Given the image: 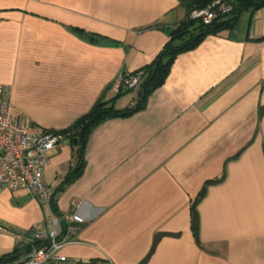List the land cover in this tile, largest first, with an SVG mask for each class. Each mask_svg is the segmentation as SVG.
<instances>
[{
  "label": "crops",
  "instance_id": "crops-1",
  "mask_svg": "<svg viewBox=\"0 0 264 264\" xmlns=\"http://www.w3.org/2000/svg\"><path fill=\"white\" fill-rule=\"evenodd\" d=\"M183 18L177 0H0V85L12 114L68 134L97 101L115 99L120 74L154 60ZM133 91L113 108L132 106ZM68 135L43 172L58 213L78 205L85 221L62 255L264 264V8L179 54L142 110L95 127L79 177L65 184L77 165ZM49 214L25 191H0V257Z\"/></svg>",
  "mask_w": 264,
  "mask_h": 264
},
{
  "label": "built area",
  "instance_id": "built-area-1",
  "mask_svg": "<svg viewBox=\"0 0 264 264\" xmlns=\"http://www.w3.org/2000/svg\"><path fill=\"white\" fill-rule=\"evenodd\" d=\"M264 8V7H263ZM231 9L227 0H216L203 9L195 10L190 18L209 25L218 16ZM142 72L134 75L120 74L113 82L115 94L135 90ZM69 135L51 132L23 123L12 114L10 90L0 85V191L22 190L30 194L40 206L49 210L52 189L43 179V172L49 163V153L58 150ZM49 217L43 218L38 227L32 229L33 237L45 242L34 248L23 264H84L61 254L68 245L74 244V235L85 223L78 214V205H72L69 212L62 214L65 233L55 226L49 210ZM50 223V226H49ZM92 264H100L94 262Z\"/></svg>",
  "mask_w": 264,
  "mask_h": 264
},
{
  "label": "trees",
  "instance_id": "trees-1",
  "mask_svg": "<svg viewBox=\"0 0 264 264\" xmlns=\"http://www.w3.org/2000/svg\"><path fill=\"white\" fill-rule=\"evenodd\" d=\"M215 1L216 0H177L179 7L184 11L183 20L170 32L168 40L154 60L138 71L130 73V75H134L142 72L141 81L135 89L137 91L135 103L132 106L121 110L113 108V102L115 99L133 90L118 93L116 94L115 99L111 101H97L87 114L73 124L71 129H69L68 134H70V138L76 146L77 165L67 174L65 184H68L75 178L79 177L83 168L84 148L90 133L95 127L109 118L128 117L142 110L148 96L165 82L169 75L171 64L179 54L194 49L209 35H215L223 29L233 28L242 11L249 9L256 11L264 7V0H227L231 6L230 11L223 16H218L217 19L209 25H203L200 21L190 18V14L193 11L203 9ZM55 195L56 192H53L49 204V210L61 229V235H63L65 233V225L62 220V214L58 213L56 210L54 201ZM200 196L201 194L199 197ZM197 200H195L194 204ZM192 226L195 231L194 216H192ZM32 232V230L29 231L30 241L28 244L17 245L10 253L2 255L0 257V264H23L26 257L34 248L45 244V242L34 238ZM158 238V236L155 238L154 245ZM94 262L96 261H92L88 264Z\"/></svg>",
  "mask_w": 264,
  "mask_h": 264
},
{
  "label": "rangeland",
  "instance_id": "rangeland-1",
  "mask_svg": "<svg viewBox=\"0 0 264 264\" xmlns=\"http://www.w3.org/2000/svg\"><path fill=\"white\" fill-rule=\"evenodd\" d=\"M133 92H134V91H133ZM133 94H134V93H132V92H131V93H128V95H126V97H125L126 100H128L129 102L132 101V99H133ZM67 148H68V147H67ZM45 210H46V207H45Z\"/></svg>",
  "mask_w": 264,
  "mask_h": 264
}]
</instances>
